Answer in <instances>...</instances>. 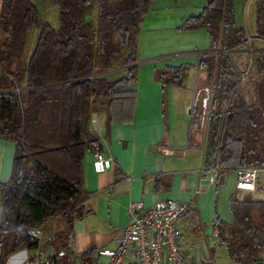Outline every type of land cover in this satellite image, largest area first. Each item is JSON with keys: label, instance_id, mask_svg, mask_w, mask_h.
Listing matches in <instances>:
<instances>
[{"label": "trees", "instance_id": "trees-1", "mask_svg": "<svg viewBox=\"0 0 264 264\" xmlns=\"http://www.w3.org/2000/svg\"><path fill=\"white\" fill-rule=\"evenodd\" d=\"M155 1L53 0L59 28L42 20L33 0L1 1L0 140L14 144V157L10 179L0 184V264L19 251H37L40 241L32 232L46 222L62 217L69 233L86 214L83 204L91 194L84 186L85 157L101 153L92 116L103 104L109 125L133 121L139 35ZM91 6L100 9L92 34L86 26ZM253 8L254 37L237 24L234 0H210L178 29H205L210 51L220 52L196 63L213 83L205 156L210 169L264 170V0H254ZM32 30H38L35 46L24 61ZM249 49L256 77L243 76L236 62ZM118 72L124 75L111 80ZM184 72L179 66L160 73L164 91L181 86ZM230 209L232 223H215L219 247L235 264L264 261V201L232 195Z\"/></svg>", "mask_w": 264, "mask_h": 264}, {"label": "crops", "instance_id": "crops-1", "mask_svg": "<svg viewBox=\"0 0 264 264\" xmlns=\"http://www.w3.org/2000/svg\"><path fill=\"white\" fill-rule=\"evenodd\" d=\"M196 1L156 0L150 7L139 35L133 121L109 125L104 110L92 118L91 128L100 141V151L113 160V167L98 174L93 168L96 153L86 154L84 186L91 196L83 204L84 217L74 222L69 233L62 217L46 222L40 229L39 249L19 251L8 264H26L38 251L45 253L50 264H107L109 259L100 251L116 247L130 222V204L143 202L153 207L167 200L191 204L189 214L178 223L184 252L196 253L192 264H212L210 253L219 247L217 218L229 224L234 221L232 195L264 200V192L258 190L257 195L239 192L234 171L221 174L218 185L210 183L211 169L205 165V156L213 83L196 63L212 51L205 41L203 47L181 43L186 35L197 39L210 36L205 29L187 33L178 30L208 4L207 0ZM252 3L254 0L248 4L234 0L236 22L250 37L255 33ZM246 14L251 19L249 24L242 22ZM176 37L179 42H175ZM179 66L185 67L182 85L164 91L159 74ZM13 157L14 144L0 140V184L10 179ZM258 181L257 187L262 189ZM1 201L0 191V220ZM89 253L93 255L83 256Z\"/></svg>", "mask_w": 264, "mask_h": 264}, {"label": "built area", "instance_id": "built-area-1", "mask_svg": "<svg viewBox=\"0 0 264 264\" xmlns=\"http://www.w3.org/2000/svg\"><path fill=\"white\" fill-rule=\"evenodd\" d=\"M112 167V159L103 153H96L93 163L96 173H105ZM233 171L236 189L257 195L258 169L242 167ZM222 173L227 172L217 164L211 169L210 183L218 185ZM190 209V203L173 200L153 207H146L143 202H132L129 207L130 222L118 237L116 247L102 250L100 255L109 259L107 264H192L184 252L178 232V223L189 214ZM32 235L40 241L42 232L36 229ZM26 264H50V261L44 252L38 251ZM256 264H264V261Z\"/></svg>", "mask_w": 264, "mask_h": 264}, {"label": "rangeland", "instance_id": "rangeland-1", "mask_svg": "<svg viewBox=\"0 0 264 264\" xmlns=\"http://www.w3.org/2000/svg\"><path fill=\"white\" fill-rule=\"evenodd\" d=\"M1 1L2 0H0V8H1ZM207 1L209 2L210 0H207ZM244 1H246L247 4L249 2V0H244ZM33 2L41 14L42 20L49 22L55 28L60 27L59 26V20H58L59 10L53 5V0H33ZM196 2H199V0H197ZM190 6H192V5H190ZM99 10L100 9L98 6H91L87 9L86 26H87V29L89 30L90 34H92V32L97 31ZM251 13L254 15L253 3L251 4ZM242 22H244L245 24H249V22H251V19L249 21L248 14H246V18L245 17L242 18ZM202 33H206V31L202 30ZM37 34H38V30H32L29 34L26 49L24 52V59H23L24 61H27L29 55L31 54V52L34 49ZM201 35H204V34H201ZM188 37H190V36L186 35V36H184V38H182L181 43L183 45L190 43V44H193V47L195 46V44H199L200 47H203V46H205V45H203L204 41L206 42L205 43L206 45H209V46L211 45V39H208L206 37V34H205V36H200L201 38H199V39L188 38ZM204 37H205V40H204ZM175 42H179L177 37L175 38ZM193 47H191V48H193ZM250 51L251 50L249 49V51H247V52H245L239 56H236V60H237L236 62L239 63L238 69L240 71H242L243 74L245 73V76H247L249 74L251 77H256L257 76L256 67L254 64L252 65V62L250 59L252 52H250ZM139 59H140V56H139ZM117 64L119 65L120 61ZM97 68H98V63H97ZM123 75H124L123 72H118V73L113 74L110 77V79L114 81V80L121 78ZM98 109L99 110H97V113H100L102 110L105 111V107L103 104H100ZM95 116H97L96 113L93 114L92 118H94ZM259 179H260V183H261L262 188H264V171L263 170H261L259 172ZM249 200H252V199H250L248 197H246V198L241 197V199H239V201H241V202H246ZM253 216H254L256 223L261 225V218L258 215V213L253 212ZM210 255L213 258L212 264H235L232 260H230V258L227 255L226 250L223 247H218L216 249V252L210 253ZM187 257L190 260H195L196 253H187ZM262 260H264V255H262Z\"/></svg>", "mask_w": 264, "mask_h": 264}, {"label": "water", "instance_id": "water-1", "mask_svg": "<svg viewBox=\"0 0 264 264\" xmlns=\"http://www.w3.org/2000/svg\"><path fill=\"white\" fill-rule=\"evenodd\" d=\"M250 52H252V51H250ZM210 53H212V54H215V53H216V54H217V53H220V52H210ZM252 53H253V52H252Z\"/></svg>", "mask_w": 264, "mask_h": 264}]
</instances>
